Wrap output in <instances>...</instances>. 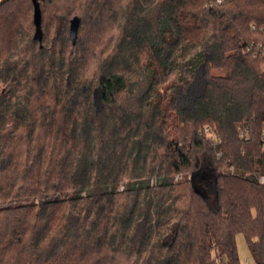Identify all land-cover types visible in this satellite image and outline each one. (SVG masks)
I'll use <instances>...</instances> for the list:
<instances>
[{
  "label": "trees",
  "instance_id": "trees-1",
  "mask_svg": "<svg viewBox=\"0 0 264 264\" xmlns=\"http://www.w3.org/2000/svg\"><path fill=\"white\" fill-rule=\"evenodd\" d=\"M38 1L41 32L33 0L0 1V197L73 194L0 209V264H216L215 247L240 264L239 233L264 264V55L248 50L264 42V0H47L65 36L50 47ZM86 25L101 40L93 76ZM19 125L22 168L8 151ZM205 159L237 173L198 182Z\"/></svg>",
  "mask_w": 264,
  "mask_h": 264
},
{
  "label": "rangeland",
  "instance_id": "rangeland-1",
  "mask_svg": "<svg viewBox=\"0 0 264 264\" xmlns=\"http://www.w3.org/2000/svg\"><path fill=\"white\" fill-rule=\"evenodd\" d=\"M2 1V0H0ZM42 5V9H43V28L45 30L46 33V38L44 39V43L47 47H50L54 42H55V38H63L65 37L64 35L61 36L59 31V25L57 23V21L53 18V4H50L47 0H44L41 2ZM31 10H29L28 12V20H23V24L25 26H27V24H29L28 27V31H30L29 36L31 38H33V34H34V30L35 27L33 25V5H31ZM74 16V15H72ZM71 16V18H72ZM70 21H68L67 25V32L65 33V35L67 36V38H69V26ZM8 25V24H7ZM5 25V28L6 26ZM20 26H11L10 24L8 25V28H19ZM93 27L86 25L85 26V31L83 33V39H85L83 41V43L81 44V50L84 52L85 56H86V74H88L89 76H93L94 74V69L96 68V66L98 65V61H93L92 57L94 58V53L92 52L91 48H97L98 46H100V38L98 37V35L96 34L95 31H93ZM116 30L114 29V32ZM113 30H108L104 32V38L105 39H110V36L112 34ZM65 39V38H63ZM62 39V40H63ZM70 39V38H69ZM99 48V47H98ZM94 63H93V62ZM92 62V64H91ZM216 70H212V73H215ZM202 72L198 73V79H197V83H195L193 86V90L198 91L201 87V82H202ZM174 77V76H172ZM176 77V76H175ZM38 106V104H36L35 106H31L33 109H35V107ZM9 124L7 123V127H9V125H11V122L8 121ZM24 126H20L19 125V129H14L15 133H16V137L14 139V143L8 147V151L13 152L14 158L17 161V164H19L18 168H22L21 164H24L25 161L27 160V155L25 152V149L21 146V141L23 143V138H25L24 133L22 132V130H24ZM35 140L33 142V147H32V152H33V156H37L38 158V151H37V147L40 145L41 141H42V137L38 135V133H35ZM223 166H229V165H221L218 167H215V165H213L210 161L208 160H204L203 162V167L201 168V170H199L197 173H195V175L193 176L195 178L196 181H201L204 180L206 178H212L215 177L216 172L215 170H217V168L223 167ZM44 167V166H43ZM183 173V178L180 179L178 182H182L185 181L187 179V176L190 177L191 173L188 172H182ZM224 173H222L223 175ZM221 175V174H220ZM228 175H232V174H228ZM172 176V177H171ZM169 178V180L171 181L173 179V175H171ZM175 183L177 181L172 180ZM20 182L17 181V186H19ZM122 185H119V190L122 189ZM73 194V192L71 191H67V189L64 190H60V191H55V192H51V193H47V195L45 196L44 194H38V195H31L28 197H18L15 195H10V196H2L0 197V209L3 208H16L19 207L20 205H27V204H37V203H41L43 200H53L55 198H61V199H66L69 198V196H71ZM236 245H237V251H238V255H239V259H240V264H256L257 262H255V259L249 249L248 246V241L246 236L243 233H239L236 236ZM213 253V258L215 260L216 264H229V261L227 259V257L225 255H221L220 250H218L217 247H215L212 251Z\"/></svg>",
  "mask_w": 264,
  "mask_h": 264
},
{
  "label": "built area",
  "instance_id": "built-area-1",
  "mask_svg": "<svg viewBox=\"0 0 264 264\" xmlns=\"http://www.w3.org/2000/svg\"><path fill=\"white\" fill-rule=\"evenodd\" d=\"M221 2V0H217V1H211L210 5L212 4L213 5H216V4H219ZM253 27H255V25H253ZM248 50L249 51H252L254 56H260V55H264V42H254L251 43L249 46H248ZM204 132L207 133V136L209 137L210 141H212L214 144L218 143V140H219V136L217 135L216 132H213L209 127H206L204 128ZM241 136L243 138H246L247 137V134L242 132L241 133ZM264 139V136L262 137ZM216 174H236L237 171H236V168L234 166H223V167H220V168H217V170H215ZM242 176L245 177V176H248V173L247 172H243L242 173ZM181 178H183V174H176L174 176V180L175 181H178L180 180ZM260 181L262 183H264V175H261L260 176ZM152 182H154V180H152Z\"/></svg>",
  "mask_w": 264,
  "mask_h": 264
},
{
  "label": "water",
  "instance_id": "water-1",
  "mask_svg": "<svg viewBox=\"0 0 264 264\" xmlns=\"http://www.w3.org/2000/svg\"><path fill=\"white\" fill-rule=\"evenodd\" d=\"M33 3L35 5V21H36V24H37V31L38 32H41V27H40V7H39V1L38 0H33ZM80 17L76 16L72 19L71 21V26H70V35H71V38H72V42L73 44L76 43L77 41V37H78V29H79V25L80 24ZM197 173V172H196ZM195 173L191 176L192 179H194V176Z\"/></svg>",
  "mask_w": 264,
  "mask_h": 264
}]
</instances>
